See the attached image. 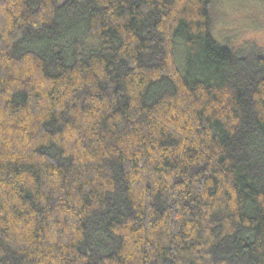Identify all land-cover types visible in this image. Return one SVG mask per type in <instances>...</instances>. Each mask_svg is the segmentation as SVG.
<instances>
[{"label":"trees","instance_id":"16d2710c","mask_svg":"<svg viewBox=\"0 0 264 264\" xmlns=\"http://www.w3.org/2000/svg\"><path fill=\"white\" fill-rule=\"evenodd\" d=\"M218 3L0 0V264H264V45Z\"/></svg>","mask_w":264,"mask_h":264},{"label":"rangeland","instance_id":"374dc122","mask_svg":"<svg viewBox=\"0 0 264 264\" xmlns=\"http://www.w3.org/2000/svg\"><path fill=\"white\" fill-rule=\"evenodd\" d=\"M248 6L238 0H219L215 15L217 30H227L237 43L246 40L264 45V15Z\"/></svg>","mask_w":264,"mask_h":264}]
</instances>
